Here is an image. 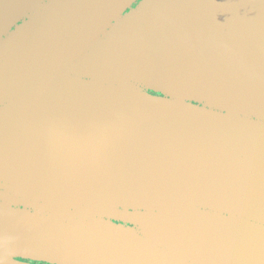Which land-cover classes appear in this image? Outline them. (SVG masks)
Instances as JSON below:
<instances>
[{"label": "water", "instance_id": "95a60500", "mask_svg": "<svg viewBox=\"0 0 264 264\" xmlns=\"http://www.w3.org/2000/svg\"><path fill=\"white\" fill-rule=\"evenodd\" d=\"M48 1L0 0V264H264V0L90 3L57 60Z\"/></svg>", "mask_w": 264, "mask_h": 264}, {"label": "flooded vegetation", "instance_id": "af4514ba", "mask_svg": "<svg viewBox=\"0 0 264 264\" xmlns=\"http://www.w3.org/2000/svg\"><path fill=\"white\" fill-rule=\"evenodd\" d=\"M143 1L144 0H135L119 17L109 24L108 28L115 26L127 15L137 10ZM98 2L105 1L49 0L46 4L53 3L50 7L51 12L42 13L43 11H41L29 13L15 23L11 32L26 26L36 27V30L29 37V50L34 52H45L49 60H57V55L79 49H83L82 53L97 51L98 49L96 46L101 42V39H103L104 33L106 31L108 32L110 29L107 28L103 33L100 31L87 49L84 50V48L88 38L95 35V29L97 27L95 19L97 16H100L96 13L89 12L91 8L90 3L94 6V4ZM24 37L26 38V36ZM5 38L6 36H2L0 39L4 40ZM22 45H24V43H22ZM77 60L72 62L71 66H73ZM49 66H52V64H49ZM147 92L153 96H160L159 93H154L150 90ZM15 260L25 264H45L21 259Z\"/></svg>", "mask_w": 264, "mask_h": 264}]
</instances>
